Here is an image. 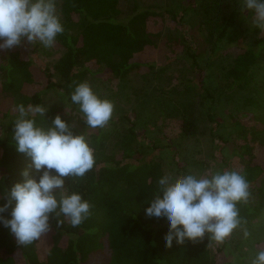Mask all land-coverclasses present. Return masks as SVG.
<instances>
[{"label": "trees", "instance_id": "obj_1", "mask_svg": "<svg viewBox=\"0 0 264 264\" xmlns=\"http://www.w3.org/2000/svg\"><path fill=\"white\" fill-rule=\"evenodd\" d=\"M121 1L62 0L59 15L64 32L53 45L62 56L51 67L37 66L28 52L29 46L0 53V196L24 179L23 170L30 169V158L16 151L11 134L15 105L42 106L44 93L26 92L34 85L45 91L60 90L67 103L65 109L47 108L45 116L36 117L37 124L47 128L60 115L74 133L87 137L95 156L93 169L84 177H64V187L80 192L92 205L83 224L74 228L65 221L58 225L53 215L51 231L39 240L46 241L44 251L39 249V241L25 247L19 245L9 229L0 225V264H87L94 256L99 257L98 264H220L211 253L207 235L183 245L174 241L169 249L163 244L167 224L145 215L159 178L168 173L190 172L189 166L178 160L175 141L167 137L163 127L150 135L142 133L138 116L122 113L112 115L103 128H89L79 107L71 102L75 86L86 82L89 74L109 81L124 80L132 73L146 74L154 67L145 56L150 48H158L159 43L170 48L181 42L151 29L153 22L165 14L182 24L186 10L180 13V3L141 6L135 1L125 14ZM203 6L200 23L205 40L212 43L204 51V71L216 65L222 84L241 93L244 108L239 115L218 116L219 86L212 89L204 82V100L208 101L205 114L213 123L211 134L223 147L233 144L234 155L243 163L238 172L249 184L250 197L237 207L244 221L242 227H247L264 208V91H260L264 89V79H259V71L264 69V39L259 36L260 29L245 26L249 13L241 12L239 0H204ZM253 33L258 34L255 39ZM183 42L191 67L201 72L192 42L187 37ZM21 45L29 43L25 40ZM218 56L228 57L223 58L224 65L216 63ZM4 94L10 97L9 103L3 99ZM250 107L256 112L247 113ZM179 121L184 136L198 133L191 117L182 115ZM166 150L172 153V168L165 163ZM223 170H231L227 161ZM30 172L39 178L40 173L34 169Z\"/></svg>", "mask_w": 264, "mask_h": 264}, {"label": "clouds", "instance_id": "obj_2", "mask_svg": "<svg viewBox=\"0 0 264 264\" xmlns=\"http://www.w3.org/2000/svg\"><path fill=\"white\" fill-rule=\"evenodd\" d=\"M57 5L58 0H0V51L25 40L52 47L64 32ZM239 5L241 12L249 13L252 26L264 32V0H239ZM71 102L83 113L87 127L93 129L103 128L114 111L112 101L99 97L87 82L75 86ZM14 111L11 140L18 153L30 158V169L40 175L37 179L30 169L23 170L24 179L0 196L5 201L0 203V225L25 247L51 231L53 215L58 225L67 221L74 228L89 217V200L78 191L66 189L64 177H84L93 169L95 156L87 137L74 133L60 115L44 128L36 117L45 116V107L20 103ZM157 183L145 215L167 224L166 248H172L174 241L183 245L185 241L203 240L206 235L209 242L223 244L244 223L237 205L247 203L250 192L245 176L238 171L168 173ZM249 235L243 231L245 239ZM250 264H264V249L252 252Z\"/></svg>", "mask_w": 264, "mask_h": 264}, {"label": "rangeland", "instance_id": "obj_3", "mask_svg": "<svg viewBox=\"0 0 264 264\" xmlns=\"http://www.w3.org/2000/svg\"><path fill=\"white\" fill-rule=\"evenodd\" d=\"M135 1L141 6H166L180 3V13L183 9L186 10L185 13H182L186 18L182 24L173 21L168 14H165L153 22L151 29L157 32L161 31L163 35H172L175 39H180L181 42L177 41L170 48L162 45L163 43H159L158 48H150L145 56L153 63L154 67L146 74L132 73L124 80L112 81L89 74L86 82L99 97L112 101L114 104L112 115L122 113L137 115L138 129L142 133L147 132L150 135L158 132L159 127H163L167 137L175 141L178 160L189 166L191 173L201 175L223 170L224 161L229 163L231 170L240 171L243 163L238 156L234 155L233 144L223 147L220 140L213 138L211 134L213 123L205 114L208 101L204 100V82L212 89L219 86V90H216V94L219 96L216 102L218 116L227 113L238 114L244 108L241 107V93L232 92L222 84V76L216 72L218 70L216 65H212L211 68L204 71V63H206L204 51L206 53L208 46L212 45L210 41L205 40L204 28L200 23L204 15V0H122L121 8L125 14L129 13ZM61 2L62 0H58V12ZM245 26L251 27V21H246ZM257 36L258 34H252L253 39ZM259 36L264 39V32L260 31ZM184 37L192 42L193 49L197 52L202 65V73L193 69L190 64L191 60L185 56ZM27 46H29L30 51L28 52L37 66L51 67L62 56V53L55 50L53 46L45 48L39 43L19 45L23 48ZM5 51L8 50L0 51V53H5ZM205 57L211 58L209 54H205ZM219 57L216 59L213 57V59L216 60V63L224 65V60L228 57H223L224 60ZM259 75V79L263 80L264 69L259 71ZM39 88L34 85L26 92L40 90L44 93L42 106L45 109L50 107L67 108L66 99L60 90L45 91ZM2 89V84H0V92ZM260 91H264V89H260ZM256 94L258 93H255V96ZM2 97L8 103L11 101L6 94ZM246 112L252 114L256 110L250 107ZM182 115H187L195 121L198 127L196 135L187 137L182 134L179 123ZM163 156L165 163L172 168V153L166 150ZM244 230L250 233L247 239L243 236ZM45 244V240L39 241L38 246L41 251L46 249ZM256 248L264 249V208L252 225L234 231L223 244L210 243L211 253L217 256L220 264H250L251 254ZM98 263V256L92 257L87 262V264Z\"/></svg>", "mask_w": 264, "mask_h": 264}]
</instances>
